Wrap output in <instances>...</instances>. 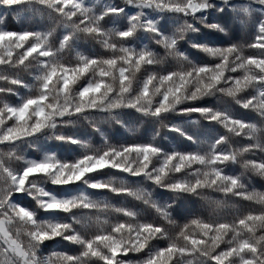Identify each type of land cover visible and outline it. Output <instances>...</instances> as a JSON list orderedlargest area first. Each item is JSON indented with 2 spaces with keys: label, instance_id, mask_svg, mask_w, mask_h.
<instances>
[{
  "label": "snow or ice",
  "instance_id": "1",
  "mask_svg": "<svg viewBox=\"0 0 264 264\" xmlns=\"http://www.w3.org/2000/svg\"><path fill=\"white\" fill-rule=\"evenodd\" d=\"M141 2L144 12L159 7L172 15L192 13L207 18L206 5L200 0H186L183 6L169 0ZM255 7L264 10V6ZM0 10V144L30 139L48 122L59 124L73 115L94 111L102 103L101 93L109 77L114 71L120 74L118 64L150 67L145 63L146 55L127 49H121L119 55L105 52L83 57L77 53L76 63L59 61L64 51L75 52L77 41L84 37L107 47L105 17L127 14L130 18L136 11L131 5L108 4L98 9L86 0H0ZM248 11L241 8L244 14ZM7 15L18 20L41 17L48 23L9 30L2 27ZM213 27L222 30L219 25ZM120 39L129 40L130 34L122 33ZM246 43L250 49L246 53L238 43L204 45L200 50L213 58L212 62L167 75L162 84L168 87L159 105L145 113L156 118L174 112L219 126L223 132L210 142L207 152L199 150L202 141L198 138L172 126L168 132L195 145L193 150L165 152L153 142L113 145L107 140L93 148L78 138L57 137L58 142L81 146L83 152L70 162L54 156L27 161L20 172L9 169L0 159V174L6 175L10 184L0 195V264H264V188H257L250 179L264 175V128L260 127L264 120V23L253 28ZM93 71L96 79L86 87ZM127 76L123 71L122 77ZM53 89L59 95L76 90L82 103L76 108L54 104L50 96ZM22 91L24 95L19 96ZM216 93L243 111L237 114L195 102L198 96ZM172 100L175 103L170 104ZM153 161H158V166ZM231 165L239 167L238 175L225 172ZM104 169L142 178L143 183L172 193L196 196L215 214L193 215L177 223L169 215L172 205L158 204L143 189L124 180L115 185L93 180V174ZM39 177H47L49 184L57 187L82 183L122 202L117 205L93 199L86 192L58 198L35 182ZM169 177H175L174 182L169 183ZM209 192L220 195H205ZM20 196L34 199L37 207L20 206ZM128 198L140 202L143 209L125 206L123 201ZM229 202L239 204L241 211L225 218L220 213ZM144 209L151 212V219L142 215ZM37 212L61 213L65 219L53 222ZM110 214L118 219L106 229ZM92 228L95 230L90 231ZM57 239L74 249H52L46 254L41 250L46 242Z\"/></svg>",
  "mask_w": 264,
  "mask_h": 264
},
{
  "label": "clouds",
  "instance_id": "2",
  "mask_svg": "<svg viewBox=\"0 0 264 264\" xmlns=\"http://www.w3.org/2000/svg\"><path fill=\"white\" fill-rule=\"evenodd\" d=\"M169 2L183 6L186 0H169ZM200 3L206 5L207 11L205 12V17L207 18L192 13L172 15L159 7L144 12L141 0H111L112 5H131L136 11L131 13L130 18L127 14L119 17H105L107 24L112 25H105V32L109 39L107 47L87 37L81 38L77 42H93L94 45L102 50L101 54L108 52L119 55L121 49L137 50L138 53L146 55L147 59L145 63L146 65H150V67H138L135 64H129L127 66L118 64L117 70L120 74L114 71L113 75L109 77L107 87L104 93H101L102 103L97 104L94 111L86 112L79 116L73 115L68 120L59 124L48 122L39 135L32 136L30 139L18 138V142L7 146L0 144V159L7 164L9 169L20 172L24 170L27 161L37 160L29 157V150L36 152L39 155V159H43L45 156L56 157L55 153L42 150L41 145L44 142L51 143L57 141V137H71L65 134V129L67 128L76 129L87 127L94 133H100L101 138L105 141L107 139H104V133L101 132V129L104 127L113 129L115 126H119L130 136L136 137L140 134L146 123H150L154 126V132L149 133V142L156 143L157 137L161 136L162 133L168 132L170 128L169 115H175L174 112L156 118H153L151 115H145V113H150L151 110L157 108L161 96L164 94V90L168 87V85L162 84V80L169 74L188 72L194 66L198 65L190 58L183 46L187 45L188 49L204 54L200 48L206 44L196 42L195 40V37L201 34L202 30L219 33L222 36H229L237 25L244 32H247L257 24L264 23V10L255 7L256 5L264 6V0H200ZM93 6L98 9L102 8L100 0L99 2L95 0ZM241 8H247L249 10L248 14L241 12ZM222 15L229 18L227 24L221 18ZM213 25H219L222 30H217ZM122 33L130 34V39L121 40L120 35ZM52 43H55V41H52ZM238 44L242 45L243 52L250 51L247 43ZM77 53L83 57L87 56V54L77 49L75 52L64 51L59 56V61L61 63H76L78 60ZM125 70L128 72V76L122 77V73ZM95 79L96 72L93 71L87 77L86 87L90 86ZM123 80H127V83H123ZM149 81L151 82L150 87ZM122 89L126 91H122ZM33 91H36V89L33 88ZM142 95L145 96L144 99H141ZM50 96L54 104H71L76 108L82 103L80 94L76 90H73L70 95H59L53 89L50 92ZM213 97L216 98L218 104L223 105L228 102V98L222 93L201 95L197 97L195 102ZM188 99H191L190 95ZM169 103H175V100ZM114 105H118V107H113ZM129 113L133 114V120L126 124L125 119ZM260 127L264 128V120H262ZM21 135H27V133H22ZM165 138L167 137L165 136ZM83 141L93 147L91 137ZM209 146L210 142H202L199 144V150L201 152H207ZM78 147L83 152L84 149L81 146ZM229 147L232 148L233 145L230 144ZM153 164L158 166V161H153ZM257 177L261 181H264V175ZM121 180L131 184L133 188L143 189L152 198L155 189L160 188L152 185L150 188L147 183L143 182L130 183L126 178H117L112 175H109L105 180L99 181L115 185L119 184ZM174 180L175 177H169L168 182L171 183ZM35 182L45 186L49 184V179L47 177H39ZM9 187L8 177L0 174V195L7 192ZM172 194L175 198H179V194ZM205 195L211 194L205 193ZM188 196L192 195L188 194ZM101 199L109 200L107 197ZM32 201L36 208L37 202L34 199ZM199 201L205 207L207 212L206 216H213L215 214L214 210L210 209L203 200L199 199ZM145 210L147 209L143 211ZM222 210L220 214L227 218L241 211V206L229 202ZM169 215L171 216V212ZM116 219L118 218H114L111 222L109 220L105 228H110ZM24 230L21 229V231ZM94 230L95 228L90 229V231Z\"/></svg>",
  "mask_w": 264,
  "mask_h": 264
},
{
  "label": "trees",
  "instance_id": "3",
  "mask_svg": "<svg viewBox=\"0 0 264 264\" xmlns=\"http://www.w3.org/2000/svg\"><path fill=\"white\" fill-rule=\"evenodd\" d=\"M86 2L93 6L95 4V0H86ZM102 5L111 4V0H100ZM227 11V10H226ZM0 14H3V11L0 10ZM224 23H228L227 16H221ZM48 21L46 18L41 17H32L30 19L18 20L13 19L12 15H7L4 25L2 27L7 28L9 30H22L26 28H39L42 25H47ZM106 26H112L111 24H107ZM253 29L244 32L238 25L231 31L229 36H222L219 33L209 32L206 30H202L201 34L195 37L196 42L205 43L209 46L216 47H227L231 44L235 43H246L249 39ZM58 35V34H57ZM143 43V41H142ZM184 50L187 51V54L190 58L193 59L195 63L198 65L204 63H211L213 58L207 57L205 54L196 52L195 50L188 49L187 45L183 46ZM76 49L78 51H82L83 53L89 54H101V49L98 46L94 45L93 42H77ZM19 96H23L24 92L18 93ZM11 101H16V97H11ZM199 106L205 107H218V108H226L230 109L237 114L241 113L243 110L238 109V106L227 102L226 104H218L216 98L213 97L211 99H204L202 101L196 102ZM133 120V114L129 113L125 119V123H130ZM197 120V123L193 124L191 121ZM169 126L179 125L187 135H191L194 138H198L203 143H208L213 141L217 135L223 132L222 129L217 125H211L207 121L198 120L196 116L192 117H181L178 115H169ZM101 132L104 133V139L113 145H121V144H129V143H145L149 142V133L154 132V126L150 123H146L145 127L141 130L140 134L136 137L130 136L127 132L123 130V128L119 126H115L113 129H108L104 127L101 129ZM65 134L71 136L73 138H78L81 140H88L91 137V143L93 147H99L103 144L104 140L101 138L100 133H94L91 129L87 127L83 128H67L65 129ZM165 136L167 138H165ZM156 143L160 145L162 151L168 152L172 150L177 151H191L195 148V145L191 144L189 141H186L183 137L178 136L175 133L166 132L162 133L161 136L157 137ZM42 150H46L51 153H55L58 159L64 161H72L78 158L81 155V150L77 145L74 144H66L58 141H53L51 143L44 142L41 145ZM29 157L34 159H39V155L29 150ZM101 173L93 174V180H105L109 175L115 176L117 178H126L130 183H138L142 182V178L135 177H124L120 173H116L115 170L104 169ZM240 169L238 166L231 165L225 168V172L228 174L238 175L240 173ZM251 182L257 188H264V181H261L258 177H250ZM151 188V184H148ZM46 190L51 191L54 195H57L58 198H70L71 196L78 195L81 192H86L93 199H101L107 197L113 204L119 205L122 201L118 197H113L111 193H97L93 192L90 189H87L86 186L82 183L73 184L64 187H57L50 184L44 186ZM212 196H219L218 193H211ZM153 199L160 205H168L171 204L172 208L169 209L171 212V216L176 220L177 223H184L187 219L191 218L193 215L206 216L207 212L205 207L199 201L198 198L194 196H188L186 194H179V198H175L173 194L166 189L156 188L153 193ZM20 202V206L35 208L34 202L27 196L18 197ZM125 206L135 208L140 211L143 209V205L138 201H134L131 198L123 201ZM255 206V205H254ZM223 211V210H222ZM221 211V212H222ZM37 215L42 219L51 220L53 222H58L61 219H65L63 214L61 213H43L37 212ZM146 219H151L152 214L149 210L143 211L142 214ZM116 218L114 214H110L109 220L110 222ZM66 248H73L74 246L68 245L66 241L53 240L46 242L45 245L41 246V250L47 253L48 250H64Z\"/></svg>",
  "mask_w": 264,
  "mask_h": 264
}]
</instances>
